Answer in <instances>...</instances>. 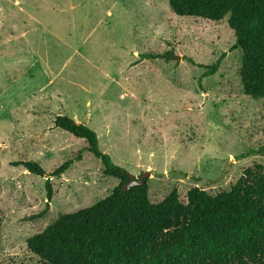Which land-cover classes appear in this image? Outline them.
Masks as SVG:
<instances>
[{"label":"rangeland","instance_id":"obj_1","mask_svg":"<svg viewBox=\"0 0 264 264\" xmlns=\"http://www.w3.org/2000/svg\"><path fill=\"white\" fill-rule=\"evenodd\" d=\"M234 43L227 16H179L169 0H0V264H47L27 239L119 184L57 115L95 129L123 170L150 171L152 202L174 187L182 200L194 186L216 194L264 165V97L244 93ZM223 52L202 77L199 64ZM80 153L51 177L50 208L37 217L46 176L13 162L50 173Z\"/></svg>","mask_w":264,"mask_h":264},{"label":"trees","instance_id":"obj_2","mask_svg":"<svg viewBox=\"0 0 264 264\" xmlns=\"http://www.w3.org/2000/svg\"><path fill=\"white\" fill-rule=\"evenodd\" d=\"M179 16L220 21L226 16L234 30L231 49L242 50L239 75L243 91L264 97V0H169ZM147 53L144 56L164 57ZM202 74H214L223 58ZM169 59V58H168ZM193 61L191 58H189ZM55 126L83 138L86 149L103 164L102 173L119 180L96 203L61 214L27 239V247L47 264H264V165L246 167L228 189L211 194L194 186L182 200L174 187L161 201L149 197L148 178L129 190L128 172L99 144L98 133L70 115H57ZM245 154H242L244 156ZM69 159L47 173L37 161L18 160L28 171L46 176V207L54 196L51 177L81 159Z\"/></svg>","mask_w":264,"mask_h":264},{"label":"water","instance_id":"obj_3","mask_svg":"<svg viewBox=\"0 0 264 264\" xmlns=\"http://www.w3.org/2000/svg\"><path fill=\"white\" fill-rule=\"evenodd\" d=\"M150 174V171H146L144 174H142L139 178L134 176L133 174L128 173L129 175V181L126 183V185L123 187L125 190H129L131 187L135 185H141L145 182V179Z\"/></svg>","mask_w":264,"mask_h":264}]
</instances>
